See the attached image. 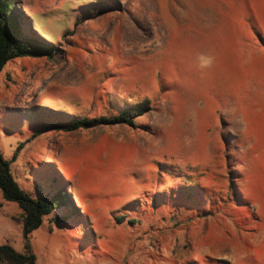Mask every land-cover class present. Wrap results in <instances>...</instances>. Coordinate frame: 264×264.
Returning <instances> with one entry per match:
<instances>
[{
	"label": "rangeland",
	"instance_id": "374dc122",
	"mask_svg": "<svg viewBox=\"0 0 264 264\" xmlns=\"http://www.w3.org/2000/svg\"><path fill=\"white\" fill-rule=\"evenodd\" d=\"M17 9L57 52L3 69L0 153L10 160L24 143L11 164L20 186L34 193L30 168L56 174L82 211L53 210L26 241L0 194V245L28 243L36 264H264V0ZM137 104L134 128H53Z\"/></svg>",
	"mask_w": 264,
	"mask_h": 264
},
{
	"label": "trees",
	"instance_id": "16d2710c",
	"mask_svg": "<svg viewBox=\"0 0 264 264\" xmlns=\"http://www.w3.org/2000/svg\"><path fill=\"white\" fill-rule=\"evenodd\" d=\"M17 5L18 0H0V75L5 66L12 60L20 58H46L50 60L55 58L57 52L56 47L51 43L27 32L22 21L23 14L17 9ZM143 114L144 106L137 104L125 108L113 116L105 113L96 118L81 117L69 123L54 125L53 128L63 133L111 125H125L134 128L135 119ZM23 146L24 143L18 145L10 160L5 159L0 153V194L4 201L15 203L20 209L23 237L27 241L30 233L43 224L44 216L50 215L53 210L71 207L73 210L77 209L81 214L82 209L77 208V200L79 201V199H74L72 189L65 186L63 189V186L57 184L56 174L51 175L48 172L47 175L39 168H30L31 177L29 179L35 181L36 184L34 193H29L20 186L12 173L11 164L16 161ZM43 174L47 176H43ZM181 177L182 182L189 188L195 186L186 177L182 175ZM51 184L53 189L47 187ZM232 185V181L229 180L228 190L233 189ZM69 193H71V198H69ZM187 195L190 196V192ZM206 198L208 200V194L204 196L205 201ZM207 208L210 209L208 203ZM69 211L74 213L70 209ZM203 213L205 212H196L195 215L202 217ZM64 219V217H59L56 220L63 221ZM116 221L119 224L128 225L139 222V220L128 218L126 215L119 216ZM0 264H36V262L28 243H26L22 252L16 251L9 245H0Z\"/></svg>",
	"mask_w": 264,
	"mask_h": 264
}]
</instances>
